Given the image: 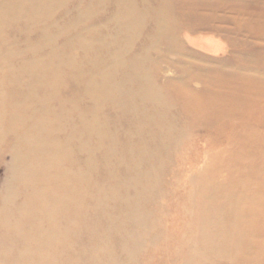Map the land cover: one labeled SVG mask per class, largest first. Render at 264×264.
I'll use <instances>...</instances> for the list:
<instances>
[{
    "label": "rangeland",
    "instance_id": "1",
    "mask_svg": "<svg viewBox=\"0 0 264 264\" xmlns=\"http://www.w3.org/2000/svg\"><path fill=\"white\" fill-rule=\"evenodd\" d=\"M10 1L0 0V264H264V126L209 131L174 115L151 129L146 102L133 105L135 120L126 99L116 108L99 94L114 69L108 51L147 75V2L167 11L165 0H126L137 18L129 35L124 0ZM237 1L215 11L238 22L191 15L186 26L227 30L231 39L191 37L243 40L264 64V0ZM225 50L211 58L230 62Z\"/></svg>",
    "mask_w": 264,
    "mask_h": 264
},
{
    "label": "bare ground",
    "instance_id": "2",
    "mask_svg": "<svg viewBox=\"0 0 264 264\" xmlns=\"http://www.w3.org/2000/svg\"><path fill=\"white\" fill-rule=\"evenodd\" d=\"M125 1L126 0H124V2ZM165 1L162 4L168 7L167 11L164 10V8L159 9L158 6L152 7V5L147 2V23L149 24L147 27V34L150 36L152 35V37L147 36V75H144L146 73L143 71L142 66H140V62H137V58L134 57V62H131L130 65H123L118 62V60L120 61L119 58L114 57V54L111 56V51H108L106 54L109 60H112L109 66L114 67V69L113 72L107 76L108 79H105L104 75H100L104 84L100 85L99 94H105L104 98L110 100L116 99V102L112 101V104L116 105V108L120 107V101L123 102V100L126 99L127 105L129 109H131L129 116L135 120L137 117L139 120L141 111L139 109V111L137 110V105H133L136 103L145 104L146 102L147 124L152 122V127L161 124L163 120H167L174 115L186 116L196 122H206L207 125L204 128L209 131L221 128L226 129L228 127L233 129H247L252 127V129H260L264 126V64H260L258 60L250 58L248 53L245 52L244 54L242 45L245 47V42L243 40H236L235 38L230 40L232 36L227 30L224 31V29L222 30L220 27H217L219 30L214 28L198 30L195 29V27L191 28L186 26L187 23L189 24V22L193 20L191 15L197 17L199 21L210 16L212 18L216 17L218 21L222 20L232 23L233 20H236V22H238L239 19H237V17L236 19L230 20L224 15L217 16L215 11L216 9L223 11L225 8L237 10L236 8L239 6L238 1L207 0L209 1L207 3L209 6L198 2L189 4L181 0L179 1H181L182 4L174 5V2L178 0ZM10 2L18 3V0H11ZM5 3L0 4V24L2 17L5 16L4 7L9 6L7 3L4 6L3 4ZM125 3V6H121L122 8L124 7V10H122L121 13L119 12L118 19L122 18L126 22L125 29L127 35H129L133 30V26L135 25L136 27L137 25V18L135 17L136 14L131 5L133 3L131 2L130 5H127V2ZM210 8L212 9L210 13L205 14L204 12H208ZM118 9H120V7H118ZM237 13L241 12L237 11ZM182 14L185 18L182 17ZM137 15L139 16L140 14ZM13 17L14 16L11 14V18ZM178 18H180L181 21H185L183 25ZM250 24L255 25L253 22ZM246 26L247 24H245V27ZM235 29L238 30V26H236ZM260 30L261 31L258 33L264 36V26L260 27ZM200 32L221 33L228 36L230 39L226 38V42H228L227 46L231 47L229 56L230 62H221L222 60L212 59L218 58L220 55L224 56L227 51L225 50L227 46L225 44V46H223V42L220 44L210 38L208 40L200 39V35L198 36L199 39L191 37V35ZM233 34L239 36L235 31H233ZM217 41L220 40L218 39ZM102 44V39H99L98 50L100 51L101 49L102 51L105 49V46ZM151 47H154L152 51L150 50ZM108 50H110V48H108ZM159 50H161V53H159ZM262 51H264V48ZM160 62L166 65L165 69H159L158 64ZM100 63L101 60L97 65L98 68L99 65L101 66ZM238 64H243L245 66L240 67ZM123 67H126V71L121 70ZM172 69L178 72V77L174 80L165 79L164 83L160 84L158 75L161 72L170 71ZM140 72H142L143 75ZM45 75L52 76V74L49 73L41 74V76L35 75L37 80L34 85H39L43 81L46 82L44 80V78H46L44 77ZM193 84L200 85L201 89L198 91L193 90ZM45 87L49 88L48 84H45L44 88L40 87V91H44ZM20 107L21 106H19V108ZM243 110H249V112L247 113ZM111 113L113 116L110 114V117L112 116L114 119L118 117L117 113L114 111ZM125 114L127 115V113L123 111L121 116ZM228 119H239L241 123L239 125L226 126L224 122ZM137 127L139 128V126ZM155 128L156 127L151 129ZM167 128H169V126ZM177 131L178 130L175 132ZM107 140H109V138ZM141 149H143V145ZM209 223L213 224L215 222L212 220ZM217 225H219V222Z\"/></svg>",
    "mask_w": 264,
    "mask_h": 264
}]
</instances>
